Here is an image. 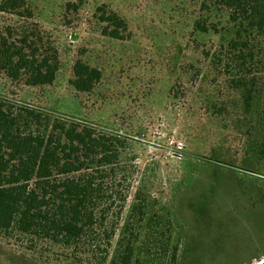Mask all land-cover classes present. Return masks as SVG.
<instances>
[{
  "label": "rangeland",
  "instance_id": "1",
  "mask_svg": "<svg viewBox=\"0 0 264 264\" xmlns=\"http://www.w3.org/2000/svg\"><path fill=\"white\" fill-rule=\"evenodd\" d=\"M26 2L32 18L0 11V36L8 29L14 37L33 32L42 51L57 52L59 72L53 85L35 88L0 73V98L126 142L119 177L126 203L105 223L115 236L111 243L78 246L77 264H100L107 254L109 264L138 191L169 211L182 264L264 261V134L256 117L245 119L239 98L232 105L221 97L224 80H213L217 74L201 55L208 39L192 42L203 0ZM101 7L127 23L120 30L124 40L103 34ZM79 59L102 72L90 93L70 85ZM220 107L227 112L218 114ZM65 259L49 243L0 234V264H67ZM161 260L170 264L169 257Z\"/></svg>",
  "mask_w": 264,
  "mask_h": 264
},
{
  "label": "trees",
  "instance_id": "2",
  "mask_svg": "<svg viewBox=\"0 0 264 264\" xmlns=\"http://www.w3.org/2000/svg\"><path fill=\"white\" fill-rule=\"evenodd\" d=\"M0 11L32 18L26 0H3ZM98 12L103 34L124 40L120 30L127 23L106 7ZM191 35L195 44L208 39L201 55L217 74L213 80H224L221 97L232 105L239 98L245 119L256 117L264 134V0H203ZM58 72L57 52L42 51L33 32L14 37L8 29L0 36V73L9 80L51 86ZM101 80L99 69L75 62L70 85L76 92L90 93ZM125 149L119 136L0 98V234L49 243L66 253L67 264H77L73 250L83 243H111L114 231L107 232L105 223L111 214L119 217L126 203L119 181ZM172 222L166 207L138 191L109 264H163L162 255L182 264Z\"/></svg>",
  "mask_w": 264,
  "mask_h": 264
},
{
  "label": "crops",
  "instance_id": "3",
  "mask_svg": "<svg viewBox=\"0 0 264 264\" xmlns=\"http://www.w3.org/2000/svg\"><path fill=\"white\" fill-rule=\"evenodd\" d=\"M257 258V257H256ZM256 258H254V259H256ZM253 259V260H254ZM253 260H251V261H253ZM258 261V260H257ZM259 262V261H258ZM246 264V263H245ZM249 264H252V262H250ZM260 264H264V261H262Z\"/></svg>",
  "mask_w": 264,
  "mask_h": 264
}]
</instances>
